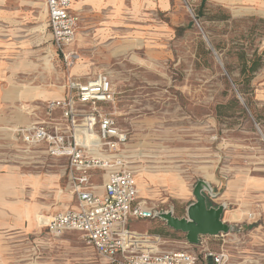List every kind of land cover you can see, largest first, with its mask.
<instances>
[{"label":"rangeland","instance_id":"obj_1","mask_svg":"<svg viewBox=\"0 0 264 264\" xmlns=\"http://www.w3.org/2000/svg\"><path fill=\"white\" fill-rule=\"evenodd\" d=\"M171 1L168 12L129 30H86L83 16L79 57L67 67L46 29L44 0H0V85L35 94L19 108L34 102L41 114L37 107L60 96L70 76L88 80L108 73L116 98L105 109L129 133L131 163L139 186L144 182L140 201L156 212L173 210L183 217L195 201L194 187L204 181L211 188L204 192L208 204H225L223 219L233 226L228 234L202 237L199 245L158 218L132 222V228L160 236L164 250L225 249L230 264H264V139L252 115L264 109V66L242 96L251 115L240 102L233 103L232 95V90L238 95L233 82L241 79V53L251 58L264 51V0H206L194 16L181 0ZM13 148L11 135L1 133L0 165L27 175L34 187L45 175L49 189L35 198L27 186L21 201L45 203V214L59 212L55 189L62 162L42 152L29 158ZM7 264L105 263L80 233L54 236L39 230L15 247Z\"/></svg>","mask_w":264,"mask_h":264},{"label":"built area","instance_id":"obj_2","mask_svg":"<svg viewBox=\"0 0 264 264\" xmlns=\"http://www.w3.org/2000/svg\"><path fill=\"white\" fill-rule=\"evenodd\" d=\"M86 1L45 0L52 44L67 67L79 57L72 46L81 12L73 6ZM181 1L194 16L195 3L203 0ZM115 98L111 76L100 73L88 80L70 76L66 95L37 107L41 114L35 105L23 107L33 121L14 128L20 151L42 152L62 162L68 192L77 203L75 209L42 216L40 226L54 236L80 233L105 264H230L225 249L164 250L160 236L132 228L134 221L156 219L157 212L140 201L137 170L128 154L129 133L105 109ZM98 177L107 179L103 194L97 192Z\"/></svg>","mask_w":264,"mask_h":264},{"label":"crops","instance_id":"obj_3","mask_svg":"<svg viewBox=\"0 0 264 264\" xmlns=\"http://www.w3.org/2000/svg\"><path fill=\"white\" fill-rule=\"evenodd\" d=\"M205 1L206 0L195 3L194 7H200ZM171 2V0H87L82 4L75 2L73 10L75 12H81V21L77 29L76 41L73 44L72 49L77 52L76 47L78 43V33L82 28L81 24L83 23V16H87L86 30H112L113 32H117L120 30H129L130 27L138 23L146 24L149 17H151V20H154L155 16L158 17L160 13L169 11L171 8ZM46 13V29L49 32L52 42L47 8ZM1 41L2 38H0V47H3L4 44ZM75 77L85 80L79 76ZM66 86L67 82L63 87L61 95H55L56 98L52 99L63 98L66 95ZM34 97L35 94H19L15 90H5L4 87L0 85V134L4 132L10 134L14 147L13 149L17 153H21L24 156L26 154L29 158L34 157L36 152L23 153L20 151L22 144L15 135L14 128L16 126L28 125L33 121V118L27 114L26 110L19 108V102L29 100ZM52 99H46L44 102ZM34 104V102H27L24 106ZM9 112L11 113L9 114ZM131 153L132 151L130 150V145H128V154L130 161L132 162ZM42 154L46 156L44 153ZM4 167L5 165H0V264H7L8 259L12 258V255L15 253V247H18L20 243L24 242V239L30 235L37 234L39 230L41 232H47V230L43 229L39 224V219L42 216H51L75 209L77 207L75 198L68 192V178L66 176L65 169L62 166L60 173H58L57 189H55L57 193L55 190L52 192L56 193V198L59 201V212H55L53 214H45L42 212V210L48 209V206L45 205V203H40L38 200L21 201L20 197L21 193H23L25 187L27 188V186L33 190L32 195L34 197L36 194H40L42 189H48L43 182L45 175L44 177L41 176L42 182L40 185L38 187H34L31 185L33 180H31L27 175L19 173L14 167L7 166L6 169H4ZM106 180V178L101 177L95 179V182L98 185L97 192L99 194H103ZM12 195L17 196V200L8 201L9 199L7 198ZM63 201H65V203H63ZM192 202H194V200ZM142 204L145 209H154L147 207L144 202H142ZM38 211L40 215L36 217L35 214ZM140 221L145 220H138V222Z\"/></svg>","mask_w":264,"mask_h":264},{"label":"water","instance_id":"obj_4","mask_svg":"<svg viewBox=\"0 0 264 264\" xmlns=\"http://www.w3.org/2000/svg\"><path fill=\"white\" fill-rule=\"evenodd\" d=\"M202 34L208 46L212 49L216 59L224 69L221 59L211 46L208 38L203 32ZM237 94L241 104L251 115L244 99L238 92ZM257 129L264 139V134L259 125H257ZM205 191H211L209 184L204 181L198 182L193 189L195 201L186 208V213L183 217L176 216L173 210L156 213V217L165 222L170 229L185 234L187 242L191 245H199L201 238L204 236L218 237L228 234L233 230V226L223 219L226 205L222 204L217 207L209 206L207 196L204 194Z\"/></svg>","mask_w":264,"mask_h":264},{"label":"trees","instance_id":"obj_5","mask_svg":"<svg viewBox=\"0 0 264 264\" xmlns=\"http://www.w3.org/2000/svg\"><path fill=\"white\" fill-rule=\"evenodd\" d=\"M240 74L241 79L239 81L234 80L233 84L236 88V93L238 92L241 97L245 96L251 90L250 86L252 80L254 79L256 73L261 70L264 66V51L259 52L256 51L252 57H248L245 52H242L240 55ZM228 70V67H226ZM231 90V89H230ZM233 95V103L238 105L240 100L238 96H235V92L232 90ZM241 103V102H240ZM247 108L251 109L250 104L245 102ZM255 122L261 127V130L264 131V109L259 113H252ZM210 206V205H209ZM158 234H162L160 230L157 231Z\"/></svg>","mask_w":264,"mask_h":264},{"label":"bare ground","instance_id":"obj_6","mask_svg":"<svg viewBox=\"0 0 264 264\" xmlns=\"http://www.w3.org/2000/svg\"><path fill=\"white\" fill-rule=\"evenodd\" d=\"M137 182H138V187H139V193L140 192H142V190L140 189L142 186H144V182H142V184L139 186V180H137ZM206 190H207V187H206ZM140 198H142L141 196H140ZM143 199V198H142ZM233 214V213H232Z\"/></svg>","mask_w":264,"mask_h":264}]
</instances>
